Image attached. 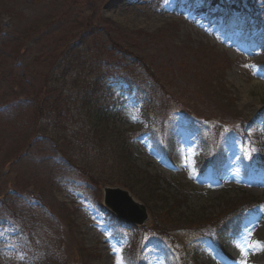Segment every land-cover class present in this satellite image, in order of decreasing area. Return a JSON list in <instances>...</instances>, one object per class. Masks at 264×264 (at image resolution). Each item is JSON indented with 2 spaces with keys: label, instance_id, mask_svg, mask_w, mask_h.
Masks as SVG:
<instances>
[{
  "label": "rangeland",
  "instance_id": "obj_1",
  "mask_svg": "<svg viewBox=\"0 0 264 264\" xmlns=\"http://www.w3.org/2000/svg\"><path fill=\"white\" fill-rule=\"evenodd\" d=\"M92 29L107 59L128 50L156 83L134 69L149 112L117 86L98 131L85 126L98 139L73 151L81 137L44 131L36 102L53 59ZM263 63L264 0H0V264H264ZM218 144L220 172L199 174ZM105 186L144 203L149 227L113 218ZM246 198L241 223L210 236Z\"/></svg>",
  "mask_w": 264,
  "mask_h": 264
},
{
  "label": "trees",
  "instance_id": "obj_2",
  "mask_svg": "<svg viewBox=\"0 0 264 264\" xmlns=\"http://www.w3.org/2000/svg\"><path fill=\"white\" fill-rule=\"evenodd\" d=\"M96 29L84 32L76 42L68 44L53 59L48 72L43 75V83L38 93H41V98L38 103L36 102V113L44 115L47 119L44 131H47L49 127L59 130L62 132L58 138L59 141L63 139L64 145L69 147L70 143H74L75 138L81 137L76 140L78 143L73 146V151L81 150L80 148L86 142L91 143L93 138L98 139L96 136L92 137L91 132L94 130L92 127L96 128L94 132L98 131L99 118L105 115L108 103L117 86L127 85L129 91L135 89L143 97L145 112H149L150 103L145 86L137 78L134 69L144 70L156 83L144 60L128 50L112 45L108 51L113 53L114 57L115 55L121 57L117 61L107 59L105 52L102 51L105 45L101 44L103 40L99 39L102 32ZM95 42H100V44L91 48V44ZM133 64L135 68H129ZM127 69L131 70V73ZM147 75L144 79H148ZM53 82L56 83L55 89L50 88ZM87 123L92 127L85 131ZM70 126H80V128L72 131L70 135L68 134ZM57 147L61 149L62 145L57 144ZM206 160L203 156L199 161L202 172L208 165L214 167L220 165L214 157L209 163H206ZM84 175L87 176L86 173ZM245 200L232 208L231 215L241 218V215L252 205L251 199L246 198ZM218 222L209 225L218 228Z\"/></svg>",
  "mask_w": 264,
  "mask_h": 264
},
{
  "label": "water",
  "instance_id": "obj_3",
  "mask_svg": "<svg viewBox=\"0 0 264 264\" xmlns=\"http://www.w3.org/2000/svg\"><path fill=\"white\" fill-rule=\"evenodd\" d=\"M103 204L123 221L138 226H145L150 223L147 206L136 200L132 193L125 188L105 186Z\"/></svg>",
  "mask_w": 264,
  "mask_h": 264
},
{
  "label": "snow or ice",
  "instance_id": "obj_4",
  "mask_svg": "<svg viewBox=\"0 0 264 264\" xmlns=\"http://www.w3.org/2000/svg\"><path fill=\"white\" fill-rule=\"evenodd\" d=\"M256 245L260 246L262 249H264V245L260 244L259 241L256 242ZM117 264H122V261L121 260H117ZM244 264H247V262L245 261Z\"/></svg>",
  "mask_w": 264,
  "mask_h": 264
},
{
  "label": "bare ground",
  "instance_id": "obj_5",
  "mask_svg": "<svg viewBox=\"0 0 264 264\" xmlns=\"http://www.w3.org/2000/svg\"><path fill=\"white\" fill-rule=\"evenodd\" d=\"M264 231V229H262Z\"/></svg>",
  "mask_w": 264,
  "mask_h": 264
}]
</instances>
